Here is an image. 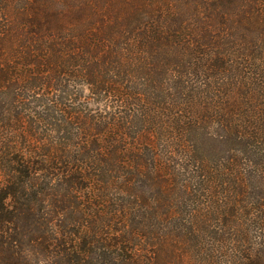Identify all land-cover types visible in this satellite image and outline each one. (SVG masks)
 <instances>
[{
    "label": "trees",
    "instance_id": "trees-1",
    "mask_svg": "<svg viewBox=\"0 0 264 264\" xmlns=\"http://www.w3.org/2000/svg\"><path fill=\"white\" fill-rule=\"evenodd\" d=\"M0 264H264V0H0Z\"/></svg>",
    "mask_w": 264,
    "mask_h": 264
},
{
    "label": "rangeland",
    "instance_id": "rangeland-1",
    "mask_svg": "<svg viewBox=\"0 0 264 264\" xmlns=\"http://www.w3.org/2000/svg\"><path fill=\"white\" fill-rule=\"evenodd\" d=\"M87 92L84 90V94H86Z\"/></svg>",
    "mask_w": 264,
    "mask_h": 264
}]
</instances>
